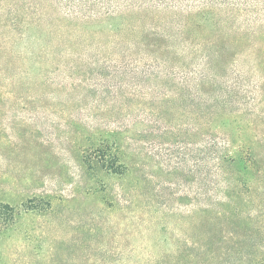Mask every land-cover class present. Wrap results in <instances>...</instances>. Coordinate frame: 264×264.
Wrapping results in <instances>:
<instances>
[{"label":"trees","instance_id":"1","mask_svg":"<svg viewBox=\"0 0 264 264\" xmlns=\"http://www.w3.org/2000/svg\"><path fill=\"white\" fill-rule=\"evenodd\" d=\"M221 7L214 0H0V52L25 60L26 70L45 68L42 83L80 87L92 94V108L126 116L125 125L81 143L84 163L129 174L137 161L124 133L141 113L156 115L168 133L186 124L205 142L211 226L197 233L188 258L129 264H264V139L258 119L243 112L252 90L240 89L222 61ZM32 210L0 200V244L21 211Z\"/></svg>","mask_w":264,"mask_h":264},{"label":"rangeland","instance_id":"2","mask_svg":"<svg viewBox=\"0 0 264 264\" xmlns=\"http://www.w3.org/2000/svg\"><path fill=\"white\" fill-rule=\"evenodd\" d=\"M214 1L222 4L227 75L252 90L243 112L258 119L264 139V0ZM23 62L0 52V200L33 210L21 211L0 244L1 264L188 258L197 233L211 226L205 142L186 124L168 133L156 115L141 113L124 133V149L137 161L132 171L93 169L82 160L81 143L117 122L125 125L126 116L92 108V94L80 87L42 83L47 70H26Z\"/></svg>","mask_w":264,"mask_h":264}]
</instances>
